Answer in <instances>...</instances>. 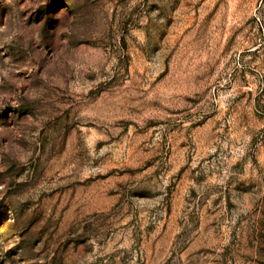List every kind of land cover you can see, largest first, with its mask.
Listing matches in <instances>:
<instances>
[{
	"label": "rangeland",
	"instance_id": "obj_1",
	"mask_svg": "<svg viewBox=\"0 0 264 264\" xmlns=\"http://www.w3.org/2000/svg\"><path fill=\"white\" fill-rule=\"evenodd\" d=\"M264 218V0H0V264H217Z\"/></svg>",
	"mask_w": 264,
	"mask_h": 264
},
{
	"label": "trees",
	"instance_id": "obj_2",
	"mask_svg": "<svg viewBox=\"0 0 264 264\" xmlns=\"http://www.w3.org/2000/svg\"><path fill=\"white\" fill-rule=\"evenodd\" d=\"M244 235L234 232L231 241L216 254L217 264H264V218L253 220Z\"/></svg>",
	"mask_w": 264,
	"mask_h": 264
}]
</instances>
